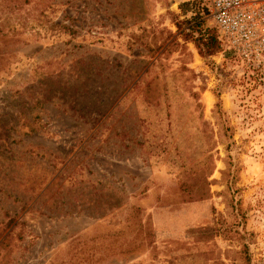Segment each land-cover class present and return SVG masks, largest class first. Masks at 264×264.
<instances>
[{
  "label": "rangeland",
  "instance_id": "obj_1",
  "mask_svg": "<svg viewBox=\"0 0 264 264\" xmlns=\"http://www.w3.org/2000/svg\"><path fill=\"white\" fill-rule=\"evenodd\" d=\"M207 8L9 13L29 23L0 41V264H264V108L227 59L216 89L196 79L216 53L180 22L215 30Z\"/></svg>",
  "mask_w": 264,
  "mask_h": 264
},
{
  "label": "built area",
  "instance_id": "obj_2",
  "mask_svg": "<svg viewBox=\"0 0 264 264\" xmlns=\"http://www.w3.org/2000/svg\"><path fill=\"white\" fill-rule=\"evenodd\" d=\"M206 2L220 49L214 61L203 62L196 70V79L207 89H216L223 82L220 69L227 59L230 77L257 97L254 106L264 108V0Z\"/></svg>",
  "mask_w": 264,
  "mask_h": 264
},
{
  "label": "trees",
  "instance_id": "obj_3",
  "mask_svg": "<svg viewBox=\"0 0 264 264\" xmlns=\"http://www.w3.org/2000/svg\"><path fill=\"white\" fill-rule=\"evenodd\" d=\"M30 1L31 0H0V11L4 14L3 16H0V41L9 38L8 32L3 31V28H5V26H12L15 20H20L21 24L24 26L29 23V21H27V18L25 16H22V14H18V16L12 17V14L9 16V13L13 12L14 10L18 11L24 5L29 4ZM40 1L44 2V0ZM42 5L46 6V4L44 3H42ZM187 5L188 3H183L181 5V8H184ZM202 22L203 21L200 20V16H198V13H195L194 16H192L190 19H185L183 20V22H180V24L188 25L186 29L181 30V33L188 30L189 32H185V39L193 41L201 56H210L218 52L220 46L216 37V29L212 31L209 30L207 31V33H202V29L200 27V25H202ZM54 25L64 29L70 28L68 25L63 23H56ZM177 27L181 28L182 26L177 24ZM194 32L198 33L197 37L193 36ZM0 60H3L1 55ZM206 183L209 184L207 180ZM183 188L192 191V188L187 183H185V186H183Z\"/></svg>",
  "mask_w": 264,
  "mask_h": 264
},
{
  "label": "bare ground",
  "instance_id": "obj_4",
  "mask_svg": "<svg viewBox=\"0 0 264 264\" xmlns=\"http://www.w3.org/2000/svg\"><path fill=\"white\" fill-rule=\"evenodd\" d=\"M208 102L211 103L212 102V96L211 95H208Z\"/></svg>",
  "mask_w": 264,
  "mask_h": 264
},
{
  "label": "crops",
  "instance_id": "obj_5",
  "mask_svg": "<svg viewBox=\"0 0 264 264\" xmlns=\"http://www.w3.org/2000/svg\"><path fill=\"white\" fill-rule=\"evenodd\" d=\"M213 94V91H210Z\"/></svg>",
  "mask_w": 264,
  "mask_h": 264
}]
</instances>
